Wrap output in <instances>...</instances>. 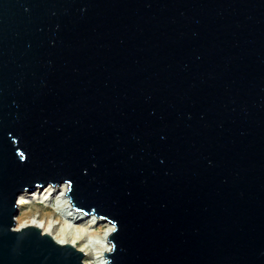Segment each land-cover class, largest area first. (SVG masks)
<instances>
[{
    "label": "water",
    "instance_id": "95a60500",
    "mask_svg": "<svg viewBox=\"0 0 264 264\" xmlns=\"http://www.w3.org/2000/svg\"><path fill=\"white\" fill-rule=\"evenodd\" d=\"M66 180L114 264H264V0H0V264H81L10 231Z\"/></svg>",
    "mask_w": 264,
    "mask_h": 264
},
{
    "label": "clouds",
    "instance_id": "9594fccd",
    "mask_svg": "<svg viewBox=\"0 0 264 264\" xmlns=\"http://www.w3.org/2000/svg\"><path fill=\"white\" fill-rule=\"evenodd\" d=\"M20 158L26 162V156ZM74 193V182L67 180L55 185L49 182L46 188L38 184L35 192L25 188L13 205L20 214L12 218L11 233L23 237L34 229L41 239H51L57 247L81 255V264H114L112 258L119 250L114 240L120 231L118 221L108 222L99 214L82 215ZM42 209L50 212L42 215Z\"/></svg>",
    "mask_w": 264,
    "mask_h": 264
},
{
    "label": "bare ground",
    "instance_id": "6f19581e",
    "mask_svg": "<svg viewBox=\"0 0 264 264\" xmlns=\"http://www.w3.org/2000/svg\"><path fill=\"white\" fill-rule=\"evenodd\" d=\"M64 183V182H63ZM63 183H61V184H63ZM48 185H46V186H44V188H46ZM37 190V187L34 189V190H29L30 192H35ZM41 190H43V189H41ZM20 213H19V210H18V212H17V214H16V216H18ZM82 214V213H81ZM83 215V214H82ZM93 215V214H92ZM92 215H88V216H92Z\"/></svg>",
    "mask_w": 264,
    "mask_h": 264
},
{
    "label": "rangeland",
    "instance_id": "374dc122",
    "mask_svg": "<svg viewBox=\"0 0 264 264\" xmlns=\"http://www.w3.org/2000/svg\"><path fill=\"white\" fill-rule=\"evenodd\" d=\"M37 207H40V206H37ZM44 212H50V209H42V215Z\"/></svg>",
    "mask_w": 264,
    "mask_h": 264
}]
</instances>
